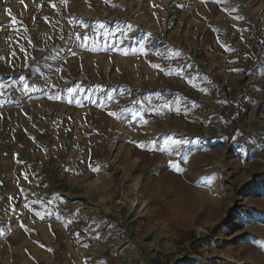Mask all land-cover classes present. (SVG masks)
I'll use <instances>...</instances> for the list:
<instances>
[{"label":"rangeland","instance_id":"374dc122","mask_svg":"<svg viewBox=\"0 0 264 264\" xmlns=\"http://www.w3.org/2000/svg\"><path fill=\"white\" fill-rule=\"evenodd\" d=\"M0 84V264H264V0H0Z\"/></svg>","mask_w":264,"mask_h":264},{"label":"built area","instance_id":"2783aa9c","mask_svg":"<svg viewBox=\"0 0 264 264\" xmlns=\"http://www.w3.org/2000/svg\"><path fill=\"white\" fill-rule=\"evenodd\" d=\"M210 91L211 88H208ZM230 92V88H225L223 90L224 94ZM220 109L223 108L222 104H217ZM94 221L99 222V228H104L106 226L111 227L110 232L114 233L120 242L126 243L130 248H134V257L138 260L139 264H147L146 256H143L144 248L146 247L145 236L142 232V224L136 218H130L129 214L121 213L120 210L115 211L112 215L117 217L115 221L108 218H102V216L97 211ZM65 218V213L61 215ZM97 220V221H96ZM63 235L66 239L76 244H87L96 249H102L104 247V242L102 237H97L94 233L89 234L86 229L83 228L82 223L78 221H70L66 225H62ZM159 254L158 258H162L164 254L167 255H179V254H190L191 249L189 245L185 242L181 244H170L164 247L162 251L160 248L155 249V254ZM171 258V257H169Z\"/></svg>","mask_w":264,"mask_h":264},{"label":"snow or ice","instance_id":"6c2138e0","mask_svg":"<svg viewBox=\"0 0 264 264\" xmlns=\"http://www.w3.org/2000/svg\"><path fill=\"white\" fill-rule=\"evenodd\" d=\"M21 2H23V0H21ZM62 2L66 4V3H67V0H62ZM204 2H206V0H204ZM214 2L217 3V4H222V3L225 2V0H214ZM51 6H52L53 8H55V4H52ZM155 6H156V5H154V7H155ZM25 7H27V6H25ZM222 10L225 11V12H229V11L235 12V11H236L235 8H233V9L224 8V9H222ZM7 11L9 12V15H10V14H11V13H10V10H7ZM233 18H234V19H237V20L242 19V17H240V16H238V15H237V16H234ZM13 23H15V19H14V18H13ZM61 39H63V37H61ZM222 46H223V45H222ZM229 50H231V49H229ZM73 54H75V53H73ZM176 55H180V53L177 52ZM154 67H158V65H156V66H154ZM234 71H236V70H234ZM20 79L23 80L24 77L21 76ZM7 87H9V86H6V85H4V84H0V96H3V95H4V91H3V90H5ZM68 91H69V92H72L73 89L69 88ZM50 98L58 99L59 97H50ZM5 103H6V101H5L4 99H0V107H2ZM177 111H179V108H177ZM108 115H110V116H115L116 113L109 112ZM136 115H140V114H139V113H136ZM187 143H188V141H186V140H184V141H182V140H175V141H173V144H175L176 146H179L180 144H187ZM139 146H140V147H144V145H139ZM169 163L171 164V162H169ZM90 167H91V166H90ZM91 170L95 172V171H98L99 168H98V167H96V168H91ZM25 179H27L26 176H25ZM33 203H37V204H39V203H42V201H40V200L38 199V200L34 201ZM49 203H51V201H49ZM25 207H26V208H27V207H30V205L26 204ZM13 210H14V209H13ZM35 215L38 216V217H40L41 219H43V216L41 215V213H40L39 211H37V212L35 213ZM21 227L24 228V225L21 224ZM25 230H27V229H25Z\"/></svg>","mask_w":264,"mask_h":264},{"label":"crops","instance_id":"0c3cea01","mask_svg":"<svg viewBox=\"0 0 264 264\" xmlns=\"http://www.w3.org/2000/svg\"><path fill=\"white\" fill-rule=\"evenodd\" d=\"M99 222L93 221L92 226H90L91 229H93L94 233L104 231L102 228H99ZM104 233H107V231H104Z\"/></svg>","mask_w":264,"mask_h":264}]
</instances>
